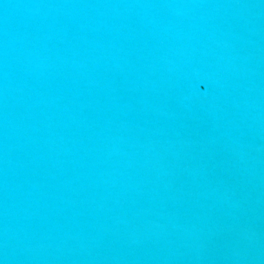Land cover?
I'll return each mask as SVG.
<instances>
[{
    "label": "water",
    "instance_id": "95a60500",
    "mask_svg": "<svg viewBox=\"0 0 264 264\" xmlns=\"http://www.w3.org/2000/svg\"><path fill=\"white\" fill-rule=\"evenodd\" d=\"M0 264H264V0H0Z\"/></svg>",
    "mask_w": 264,
    "mask_h": 264
}]
</instances>
